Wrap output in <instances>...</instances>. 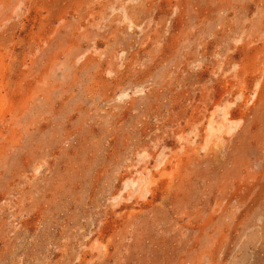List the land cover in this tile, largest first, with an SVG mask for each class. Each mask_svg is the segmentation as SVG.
<instances>
[{
    "label": "rangeland",
    "instance_id": "374dc122",
    "mask_svg": "<svg viewBox=\"0 0 264 264\" xmlns=\"http://www.w3.org/2000/svg\"><path fill=\"white\" fill-rule=\"evenodd\" d=\"M0 264H264V0H0Z\"/></svg>",
    "mask_w": 264,
    "mask_h": 264
}]
</instances>
